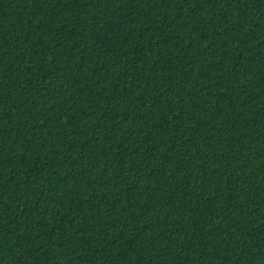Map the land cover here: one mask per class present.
Returning a JSON list of instances; mask_svg holds the SVG:
<instances>
[{
	"label": "trees",
	"instance_id": "obj_1",
	"mask_svg": "<svg viewBox=\"0 0 264 264\" xmlns=\"http://www.w3.org/2000/svg\"><path fill=\"white\" fill-rule=\"evenodd\" d=\"M0 264H264V0H0Z\"/></svg>",
	"mask_w": 264,
	"mask_h": 264
}]
</instances>
